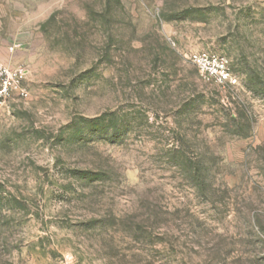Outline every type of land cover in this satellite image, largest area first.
I'll return each mask as SVG.
<instances>
[{
	"label": "rangeland",
	"instance_id": "obj_1",
	"mask_svg": "<svg viewBox=\"0 0 264 264\" xmlns=\"http://www.w3.org/2000/svg\"><path fill=\"white\" fill-rule=\"evenodd\" d=\"M0 58V264H264V0H0Z\"/></svg>",
	"mask_w": 264,
	"mask_h": 264
},
{
	"label": "built area",
	"instance_id": "obj_2",
	"mask_svg": "<svg viewBox=\"0 0 264 264\" xmlns=\"http://www.w3.org/2000/svg\"><path fill=\"white\" fill-rule=\"evenodd\" d=\"M190 62L204 81L221 87H233L237 77L230 68L228 58L220 53L201 51L191 53ZM23 64L10 65L0 58V108L6 105L14 95L27 97L28 91L23 85L26 78Z\"/></svg>",
	"mask_w": 264,
	"mask_h": 264
}]
</instances>
